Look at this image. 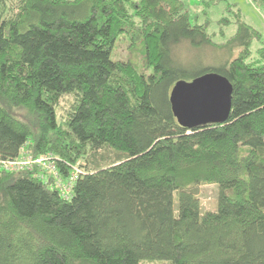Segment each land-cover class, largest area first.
Returning a JSON list of instances; mask_svg holds the SVG:
<instances>
[{
	"label": "trees",
	"instance_id": "trees-1",
	"mask_svg": "<svg viewBox=\"0 0 264 264\" xmlns=\"http://www.w3.org/2000/svg\"><path fill=\"white\" fill-rule=\"evenodd\" d=\"M232 8L220 43L183 0H0V264H264V39ZM182 47L239 54L213 67ZM208 73L233 86L230 119L185 129L170 93ZM27 153L66 181L78 167L73 193L2 168Z\"/></svg>",
	"mask_w": 264,
	"mask_h": 264
},
{
	"label": "rangeland",
	"instance_id": "rangeland-1",
	"mask_svg": "<svg viewBox=\"0 0 264 264\" xmlns=\"http://www.w3.org/2000/svg\"><path fill=\"white\" fill-rule=\"evenodd\" d=\"M187 6L188 12H190L192 18L193 16L198 17L197 22L198 24H202L207 22L210 25L209 33L214 34V40L217 42L222 43L223 41L228 40L231 36L237 33V29L234 25H228L226 27L219 24V21L223 18H228L230 21L235 22L234 14L232 12H227V5L232 6L233 10L237 13H240L241 20L249 26H252L256 30L260 31L263 35L264 39V10L258 8L251 2V0H222L219 2L215 7H213L207 14V18L201 14L204 5V1L209 0H183ZM195 8V9H194ZM191 10L195 13H191ZM201 12V13H200ZM209 18V19H208ZM195 19L192 20V23L195 24ZM119 50H118V57L119 59L125 60L124 57H127V44L125 41L118 43ZM238 51L230 56L227 51H214L211 49H207L204 52H193L189 51L187 48L182 47L179 50V55L182 59L187 60H194L195 58L199 57L202 58L206 65L209 66H217L218 63L226 60L229 57L236 58L238 56ZM124 56V57H123ZM197 62V61H196ZM194 62L192 66H190V72L193 73L195 71H201L202 66H204L203 61H198L197 63ZM201 63V65L199 64ZM197 73V72H195ZM74 103V99L71 96H67L63 98L60 102L59 106V116L62 118L66 115L67 111ZM14 114L18 117L22 118L26 113L23 111H14ZM61 121V120H60ZM29 155V153H27ZM39 157H33V161L38 160ZM48 163L45 162V167L43 165L37 166L39 169L44 171V168L48 167ZM52 178V175H51ZM198 193V198L200 200V209L201 213H205L208 211H217L218 209V196H219V187L217 185H202L196 188ZM143 264H150V263H143Z\"/></svg>",
	"mask_w": 264,
	"mask_h": 264
},
{
	"label": "water",
	"instance_id": "water-1",
	"mask_svg": "<svg viewBox=\"0 0 264 264\" xmlns=\"http://www.w3.org/2000/svg\"><path fill=\"white\" fill-rule=\"evenodd\" d=\"M233 86L217 73L202 75L192 82H178L170 93L172 112L188 130L225 124L232 112Z\"/></svg>",
	"mask_w": 264,
	"mask_h": 264
},
{
	"label": "built area",
	"instance_id": "built-area-1",
	"mask_svg": "<svg viewBox=\"0 0 264 264\" xmlns=\"http://www.w3.org/2000/svg\"><path fill=\"white\" fill-rule=\"evenodd\" d=\"M33 157L25 155L24 157L10 162H3L2 168L7 172H22V171H32L35 166L43 165L45 167V162L48 163V167L44 168L45 172H48L52 175L54 179V187L57 188L63 197L68 198L69 195L73 193L75 186V181L79 178L81 171L78 167H74V172L69 176L68 180H63L60 173L58 172L53 157L50 155L39 157L38 160L33 161ZM45 176H41V179H44Z\"/></svg>",
	"mask_w": 264,
	"mask_h": 264
}]
</instances>
